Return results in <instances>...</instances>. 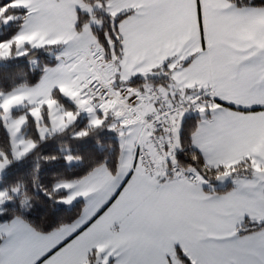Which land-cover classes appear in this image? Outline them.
<instances>
[{"label":"snow or ice","instance_id":"1","mask_svg":"<svg viewBox=\"0 0 264 264\" xmlns=\"http://www.w3.org/2000/svg\"><path fill=\"white\" fill-rule=\"evenodd\" d=\"M60 7L36 0L29 15L28 4L0 0V45L9 42L0 56L23 31L39 40L20 45L21 59L67 43L57 67L110 60L117 71L108 86L87 85L100 107L62 117L39 140L13 142L0 125V264H264V173L249 168L250 157L233 162L246 130L264 120V24L248 30L264 18V0H73L66 17ZM133 30L146 38L143 53ZM133 54L143 55L134 68L154 62L125 74L121 62ZM109 88L133 111L106 113ZM69 129L81 153L65 146L33 162L40 144ZM74 160L73 179L36 182L41 161ZM25 175L38 193L32 204Z\"/></svg>","mask_w":264,"mask_h":264},{"label":"rangeland","instance_id":"2","mask_svg":"<svg viewBox=\"0 0 264 264\" xmlns=\"http://www.w3.org/2000/svg\"><path fill=\"white\" fill-rule=\"evenodd\" d=\"M15 2L17 4H28L31 9L29 15L36 14V0H15ZM57 2L61 6L58 9L60 15L66 17L68 15L67 8L63 6L72 4L73 0H57ZM76 2L83 4L84 0H76ZM75 19L76 14L73 13L72 20L74 21ZM87 22L88 20L81 25H86ZM73 31L78 34L80 29H74ZM92 39H94V37ZM31 40L38 41L39 34L36 33L33 36H28L26 32H19L18 35L13 37L11 54L0 56V59L19 57L18 53L23 51V48H21L20 45L25 44V41ZM8 46L9 42L6 39L5 42L0 45V51L7 53ZM66 46L67 43H64L63 47ZM63 47H53L56 48L54 51H51L53 48H49L47 53L50 54V57H54L57 60ZM32 48L41 49V47ZM26 53L27 52H24V55ZM62 59L64 58L62 57ZM30 63L35 65L36 58H30ZM58 64L59 61L57 60V64H54L53 66L47 65V69L44 67L40 80L33 85H21L9 91H0V116L4 127L9 128L10 140L13 142H18L22 139H32L26 136L25 125L29 116L33 118L37 134L40 138V130L45 128L51 129L54 125L60 123L62 117L65 120H68L71 116H74L77 112H80L85 108L101 106L100 101L91 98L90 94L88 95L85 92V90L88 91V78L85 81L84 79L85 76L88 75L89 78L92 79L99 77V79L105 80L103 76H106L107 72L102 67L103 65L96 63L95 67H92L80 60H72L69 62L68 59H64V63L60 64L59 67H57ZM115 69L116 68L114 67L110 76L113 77ZM53 72H55V75H52ZM70 78L74 80L75 84L82 82V87L85 90H80V86H72L70 84ZM55 90H57L62 97L68 99L75 107V110L66 109L63 104L59 103L53 96ZM108 103H103L106 108L110 105L111 101L109 104ZM19 109L24 110L14 114V111ZM44 111L46 113L47 123L44 120Z\"/></svg>","mask_w":264,"mask_h":264},{"label":"trees","instance_id":"3","mask_svg":"<svg viewBox=\"0 0 264 264\" xmlns=\"http://www.w3.org/2000/svg\"><path fill=\"white\" fill-rule=\"evenodd\" d=\"M247 0H241V3H246ZM9 13L13 16H18L21 18V21L25 18V14L18 10V8H9ZM99 15V13H97ZM88 17L85 15L80 17V24L87 21ZM3 33L0 32V35ZM7 37H5V40ZM49 48H30L27 53L23 56V58L19 57H9L5 59H0V91H9L17 86L21 85H33L38 82L42 76L43 69L45 66L50 65L53 66L57 64V60L54 57H50L47 50ZM53 48L51 51H54ZM36 58V64L32 65L30 63V58ZM110 61V60H109ZM116 68V66L114 65ZM138 84H143L144 81H137ZM154 83H159V81H154ZM89 92V91H88ZM90 94V93H89ZM54 98L61 104L65 106L66 109L75 110L73 104L66 98L62 97L57 90L53 92ZM91 97H93L90 94ZM97 100V99H95ZM99 101V100H98ZM24 109L15 110L14 114L22 111ZM1 112V110H0ZM44 114V120L47 123L46 113ZM0 125H3V121L0 116ZM26 136L39 140V136L37 134L35 123L32 120L27 121L26 125ZM69 131L63 132L60 135L52 136L50 139L45 140L42 144L39 145L36 152L33 153V162H35V157L37 154H45L50 152L59 153L61 149H64L65 146L71 150V152L75 155L77 153H81L83 147L82 145H78L76 142H73L70 139ZM4 135L2 129H0V136ZM97 135V134H94ZM100 137V143L107 145L108 137L106 134L100 133L98 134ZM89 143H95L94 138L90 139ZM5 146V142L0 140V147ZM106 147L104 151H106ZM85 161H87L88 156L87 153H83ZM249 168L254 169L253 162L249 159ZM81 168V164L74 161L72 163L60 162L57 161L55 163L49 161L48 163H43L41 161V168L39 171L37 183H44L45 185H51L55 181H59L61 179H73V174L79 172ZM243 171V168H241ZM24 187L22 189L23 196L26 197V204H32L36 202V196L38 193L33 189V178L30 175H25L22 177ZM231 185H229V188ZM220 191H227L228 189H218ZM17 205L19 206V197L17 198ZM82 207V205H81Z\"/></svg>","mask_w":264,"mask_h":264},{"label":"crops","instance_id":"4","mask_svg":"<svg viewBox=\"0 0 264 264\" xmlns=\"http://www.w3.org/2000/svg\"><path fill=\"white\" fill-rule=\"evenodd\" d=\"M255 24H264V18H262V19H260L258 21L252 22V24L249 25L248 30L251 31L252 28H254ZM187 30H188V28L186 27V31ZM26 33L28 34V36L29 35L33 36L34 34H36V33H31L30 34V32H26ZM131 35H132V47L134 49H137V48L140 49L141 52L143 53V49H144L145 44H146V38H145L144 34L141 33V32H138L136 30H133ZM142 58H143V55L133 54L131 56V58L128 60L127 63L122 61L121 63L123 65V72L126 74V73H129V72H132V71H137V72L143 71V70L147 69L150 66L151 63L154 62V61H149V63L145 64L143 66V68H134L133 65L135 63H137ZM99 64L103 65L102 67L107 72L106 76H103V78L107 82L112 83V78L113 77L110 76V73L114 69V64H112L111 61H103V60H101L99 62ZM115 71H117V69H115ZM87 78H89L88 75L85 76L84 81ZM121 78H123V76ZM70 80H71L70 84L72 86H74V85L75 86H80V90L81 89L85 90L82 87V82H79L78 84H75L74 80L72 78H70ZM85 92L89 95L88 91L85 90ZM91 98H93V97H91ZM150 107H151V105H144L142 110L143 111H147L148 108H150ZM140 110H141L140 106H137L136 111L139 113ZM105 112L108 113V114H111L113 116H115L117 114H121V113H125L126 114V110L122 106V104H120L119 102H116L114 100L111 101L110 105H108L107 108H105ZM241 156L250 157V160L253 162L254 169H256L257 172L264 173V120H259V121L255 122L251 127H249L246 130V132L244 134L243 141H242V147L237 152V154L233 157V162L235 160H237V159H240ZM184 195L185 196H191L192 194L191 193H185ZM82 207H83V204H82Z\"/></svg>","mask_w":264,"mask_h":264},{"label":"built area","instance_id":"5","mask_svg":"<svg viewBox=\"0 0 264 264\" xmlns=\"http://www.w3.org/2000/svg\"><path fill=\"white\" fill-rule=\"evenodd\" d=\"M95 79L99 80V81H100V84L103 85V86H108V85L111 84L110 82H107L106 80H102V79H99V78H95ZM91 80H92V78H88V79H87V82L89 83ZM88 91H89V93H90L93 97L95 96L97 100L100 101V100L102 99L101 97H99V96L97 95V93H96L92 88H89V87H88ZM109 92L111 93L110 98H108V99H103V103H108V102L114 100V101L119 102L120 104H122V106H123V107L125 108V110H126V113H129V112L133 111L131 105H129V104L125 103L123 100H121V99L119 98L118 94H116L112 88H109ZM135 118H136V117H133V119H135Z\"/></svg>","mask_w":264,"mask_h":264},{"label":"water","instance_id":"6","mask_svg":"<svg viewBox=\"0 0 264 264\" xmlns=\"http://www.w3.org/2000/svg\"><path fill=\"white\" fill-rule=\"evenodd\" d=\"M116 72V71H115Z\"/></svg>","mask_w":264,"mask_h":264}]
</instances>
